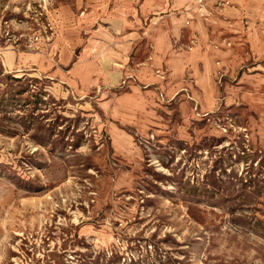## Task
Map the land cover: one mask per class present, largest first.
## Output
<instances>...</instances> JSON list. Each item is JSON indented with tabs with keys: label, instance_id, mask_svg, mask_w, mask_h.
I'll return each mask as SVG.
<instances>
[{
	"label": "rangeland",
	"instance_id": "rangeland-1",
	"mask_svg": "<svg viewBox=\"0 0 264 264\" xmlns=\"http://www.w3.org/2000/svg\"><path fill=\"white\" fill-rule=\"evenodd\" d=\"M219 5L0 0V264H264V85L243 82L258 99L196 120L186 139L129 128L130 154L101 105L150 54V33L131 29L173 28L185 7L211 22ZM80 59L106 68L96 86L76 81ZM245 67L223 77L228 91Z\"/></svg>",
	"mask_w": 264,
	"mask_h": 264
},
{
	"label": "crops",
	"instance_id": "crops-1",
	"mask_svg": "<svg viewBox=\"0 0 264 264\" xmlns=\"http://www.w3.org/2000/svg\"><path fill=\"white\" fill-rule=\"evenodd\" d=\"M214 1L220 5L212 12L211 22L185 7L181 10L183 18H178L173 28L131 29L132 38L150 33L151 47L145 59L131 65L130 90L101 102L117 122L110 127L116 152L131 153L134 136L129 128L146 133L157 127L160 141L170 135L186 139L187 134L192 135L190 125L196 120H209L210 114L222 106L258 99L252 89L246 91L243 82L264 85V9H260L261 5L250 7L249 3L255 0H238L241 6L235 11L229 10L226 0ZM195 6L192 4V8ZM190 13L194 17L187 20ZM233 20L237 23H231ZM228 39L236 46H222L223 40ZM244 43L254 56L244 55ZM252 56L255 60H250ZM8 60L12 62L13 56ZM243 65L248 67L240 74L236 89L228 91L229 84L223 77L235 74ZM105 69L97 62L80 59L72 73L82 87L92 88L101 81ZM107 74L114 80L120 77V72ZM222 81L226 82L225 92L220 86ZM175 111L180 117L177 121L171 115Z\"/></svg>",
	"mask_w": 264,
	"mask_h": 264
}]
</instances>
